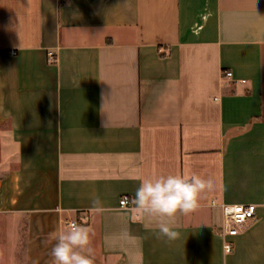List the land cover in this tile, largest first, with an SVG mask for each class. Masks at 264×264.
<instances>
[{"label": "crops", "instance_id": "obj_1", "mask_svg": "<svg viewBox=\"0 0 264 264\" xmlns=\"http://www.w3.org/2000/svg\"><path fill=\"white\" fill-rule=\"evenodd\" d=\"M169 174L215 184L175 241L120 206ZM223 204L256 206L228 254ZM71 222L94 264H264V0H0V264Z\"/></svg>", "mask_w": 264, "mask_h": 264}, {"label": "clouds", "instance_id": "obj_2", "mask_svg": "<svg viewBox=\"0 0 264 264\" xmlns=\"http://www.w3.org/2000/svg\"><path fill=\"white\" fill-rule=\"evenodd\" d=\"M214 188L213 179L197 174L139 178V186L126 211L132 220L144 223L146 229L154 230L157 238L175 241L180 237L178 218L193 213L199 207L203 194ZM106 210L99 198L92 200L90 211L93 214ZM94 235L91 227L76 222L68 223L51 234V264H94L91 247ZM104 240L109 249L120 246L125 251L138 249L140 244L139 238L126 230L118 235H106ZM128 264H141L138 251L128 252Z\"/></svg>", "mask_w": 264, "mask_h": 264}, {"label": "built area", "instance_id": "obj_3", "mask_svg": "<svg viewBox=\"0 0 264 264\" xmlns=\"http://www.w3.org/2000/svg\"><path fill=\"white\" fill-rule=\"evenodd\" d=\"M49 59L54 61V55L49 53ZM224 77L231 79L233 74L231 72H224ZM120 206L128 208L130 202L128 198L123 197L120 200ZM223 224L221 227L220 235L224 239V250L225 252L231 253L233 249V243L231 238L236 237L240 230L250 221L255 219L256 206L252 204L248 205H221Z\"/></svg>", "mask_w": 264, "mask_h": 264}, {"label": "trees", "instance_id": "obj_4", "mask_svg": "<svg viewBox=\"0 0 264 264\" xmlns=\"http://www.w3.org/2000/svg\"><path fill=\"white\" fill-rule=\"evenodd\" d=\"M64 2V1H63Z\"/></svg>", "mask_w": 264, "mask_h": 264}]
</instances>
